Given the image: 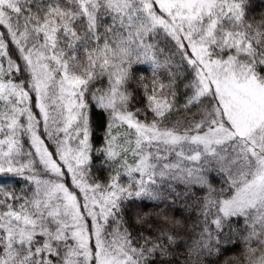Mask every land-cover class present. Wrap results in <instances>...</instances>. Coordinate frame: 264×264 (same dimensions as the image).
<instances>
[{
    "label": "snow or ice",
    "instance_id": "obj_1",
    "mask_svg": "<svg viewBox=\"0 0 264 264\" xmlns=\"http://www.w3.org/2000/svg\"><path fill=\"white\" fill-rule=\"evenodd\" d=\"M181 200V264H264V13L0 0V264H168Z\"/></svg>",
    "mask_w": 264,
    "mask_h": 264
},
{
    "label": "trees",
    "instance_id": "obj_2",
    "mask_svg": "<svg viewBox=\"0 0 264 264\" xmlns=\"http://www.w3.org/2000/svg\"><path fill=\"white\" fill-rule=\"evenodd\" d=\"M251 12L259 15L261 13H264V0H251ZM13 55H15L14 49H12ZM137 67H142V68H148L147 65H143V66H137ZM150 73L148 71L144 72V75H149ZM141 75V73L139 71L135 72V77L138 79L139 76ZM130 88H135V85L132 84L130 85ZM92 120H93V125H94V130H95V136H94V140L96 143V146L99 147L102 143H103V136H104V131H105V127L107 124V116L100 110L96 109L93 112L92 115ZM97 165H99V161H97ZM98 176L100 179H105L107 176V172L103 169H101L98 172ZM212 182L214 184H216L217 186H219V181L218 178H216L215 176H213L212 178ZM68 185L71 186V180L70 178L68 179ZM201 195H203V193H200ZM183 205V201H178L177 202V206L176 208L173 210L172 214L183 221V223L186 225V227L184 228V230L181 232V242L179 245V251H175L174 250V255L170 258V260L168 261V264H181V261L185 258L184 255H182L183 253L186 252V245H185V241L187 242V244H191L196 238H197V234L199 229L193 231L191 226L194 224V222L197 219V214L195 211H185L182 207ZM145 211H147V208L144 209ZM129 216H131V213H129ZM234 227H237V225H234ZM232 251H239V246H237L235 249H232Z\"/></svg>",
    "mask_w": 264,
    "mask_h": 264
}]
</instances>
